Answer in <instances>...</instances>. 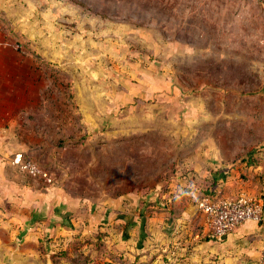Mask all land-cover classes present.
Wrapping results in <instances>:
<instances>
[{
    "label": "rangeland",
    "instance_id": "1",
    "mask_svg": "<svg viewBox=\"0 0 264 264\" xmlns=\"http://www.w3.org/2000/svg\"><path fill=\"white\" fill-rule=\"evenodd\" d=\"M0 26L22 101L0 127V264H264L259 230L214 239L192 195L216 177L214 199L254 196L264 0H0ZM49 192L71 199L50 234Z\"/></svg>",
    "mask_w": 264,
    "mask_h": 264
},
{
    "label": "crops",
    "instance_id": "2",
    "mask_svg": "<svg viewBox=\"0 0 264 264\" xmlns=\"http://www.w3.org/2000/svg\"><path fill=\"white\" fill-rule=\"evenodd\" d=\"M16 61L17 58L14 51H10V50L5 51L0 47V127L3 124L4 125L7 124L12 127L13 122L15 121V119L13 118V112L16 107V104L19 105L22 103L20 96L17 95L15 97V93L11 91L14 85L12 83L14 82L13 80L15 79L13 67L16 66ZM1 130L2 129H0V131ZM0 136H2L1 133ZM249 152L252 154L254 165L247 166L244 163L245 170H247V172L249 173L248 177H251L247 182L249 185L248 193L257 197H261L264 200V137L262 140L253 143ZM2 153H3V146L0 142V154ZM4 167L5 164L0 161V172H3L2 170ZM213 175L217 176L216 174ZM219 175H220V171L218 173V176ZM0 193L1 196H6V194H4L5 191L3 190V187L0 188ZM45 197H46L44 198L45 200L49 197H52V201L54 200L53 197L57 199V202H55L56 200H54L53 202L54 207L47 206L42 209L43 207V203H42L41 206H39L40 208L38 210L36 208V210L39 211L38 214H40L41 216H44L43 214H45L46 216L48 215L47 216L48 219L46 221V227L44 231H46L45 233L48 232V234H50V231L53 233L54 228L55 229L64 228L66 220L61 218L62 210L65 208L66 203L68 201H71V199L68 200V197L65 198V196L62 197L58 196V194L56 195L55 192H49ZM46 203L48 204L49 202L47 201ZM44 210L46 213H44ZM240 228L241 231L244 232V234L246 233L247 228L251 230L250 231L251 233L258 232L259 230V234L260 232L263 234V235L260 234V236H262L261 243L264 244V232H263L264 230L263 231L260 230L259 226H257L254 222H246L245 224L241 225ZM241 238L245 240V236ZM256 254L257 253L254 251V255Z\"/></svg>",
    "mask_w": 264,
    "mask_h": 264
},
{
    "label": "built area",
    "instance_id": "3",
    "mask_svg": "<svg viewBox=\"0 0 264 264\" xmlns=\"http://www.w3.org/2000/svg\"><path fill=\"white\" fill-rule=\"evenodd\" d=\"M1 31L0 26V33ZM12 165L34 178L51 183L47 171L38 169L30 162L15 157ZM195 206L203 220L205 230H208L214 239L224 238L246 222H254L260 230H264V200L261 197L241 194L235 199L203 198Z\"/></svg>",
    "mask_w": 264,
    "mask_h": 264
},
{
    "label": "trees",
    "instance_id": "4",
    "mask_svg": "<svg viewBox=\"0 0 264 264\" xmlns=\"http://www.w3.org/2000/svg\"><path fill=\"white\" fill-rule=\"evenodd\" d=\"M36 56V55H34ZM38 57V56H36ZM247 166H253L254 165V160L252 159V154L250 152L247 153V156H246V159L245 160H242ZM227 168H222L220 170V174H222V172L224 170H226ZM218 173L219 171L216 172V175L218 176ZM206 179H204L203 181H205ZM212 182H210L209 185H206L207 184V181L205 182L206 184L205 185H201L200 183L198 184L197 187H195L196 189V194L193 193L192 195L194 196V199H193V202L194 204L196 205L200 200H202L203 198H210L212 200H218V199H214V196H215V193H213L212 191V188L214 187V183L217 182L216 180V177H213L211 179ZM193 189L192 188H189V192L188 194H191L190 192L192 191ZM215 191V190H214ZM187 194V195H188ZM169 212V211H168ZM170 213L172 214V211H170ZM98 239L101 241L102 240V234L100 233H97L96 234ZM80 237V236H79ZM78 237V238H79ZM208 237V236H207ZM206 236L203 238L204 241L208 240ZM67 249H64L61 254L63 255H67ZM83 255V254H82ZM81 257V256H80ZM79 264H90V262L87 260V258H84L83 261L79 260ZM131 264H137V260H135L134 262H132Z\"/></svg>",
    "mask_w": 264,
    "mask_h": 264
}]
</instances>
